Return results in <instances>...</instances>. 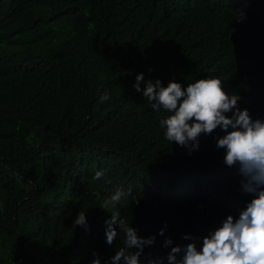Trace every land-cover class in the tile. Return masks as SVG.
I'll list each match as a JSON object with an SVG mask.
<instances>
[{
  "label": "trees",
  "instance_id": "trees-1",
  "mask_svg": "<svg viewBox=\"0 0 264 264\" xmlns=\"http://www.w3.org/2000/svg\"><path fill=\"white\" fill-rule=\"evenodd\" d=\"M212 77L264 120V0H0V264H110L125 246L119 228L106 243L111 212L155 237L141 264L238 218L252 197L216 147L225 133L189 152L142 95ZM115 186L139 202L100 207Z\"/></svg>",
  "mask_w": 264,
  "mask_h": 264
},
{
  "label": "clouds",
  "instance_id": "clouds-1",
  "mask_svg": "<svg viewBox=\"0 0 264 264\" xmlns=\"http://www.w3.org/2000/svg\"><path fill=\"white\" fill-rule=\"evenodd\" d=\"M244 18L241 12L239 19ZM135 80L133 87L140 92L143 74H137ZM142 95L153 101V109L169 113L159 121L165 129V138L188 148L189 152L199 148L201 135H210L217 128L222 130L225 134L215 138L216 147L224 149L225 165L238 169L243 178L242 191L252 197L238 218L228 215L221 226L204 236L199 249L195 237L186 235L183 239L193 242L175 246L171 239H165L163 246H171L166 258L148 257L147 264H164L165 259L167 264H264V120L253 119L248 109H241L238 104L241 97L235 92H225L224 82L217 77L198 79L186 87L175 81L162 86L159 80H148ZM109 99L107 92L99 98L101 103ZM103 176V171H96L93 180L99 181ZM128 198L139 202L131 196V188L115 186L100 207L108 211ZM104 223L107 244L111 245L117 237V228L125 236V246L110 258V264H141L145 247L152 246L155 237L138 236L129 222L120 218L119 212H111V218ZM73 224L90 230L85 211L78 212ZM159 235H163V229ZM92 264H100L99 258Z\"/></svg>",
  "mask_w": 264,
  "mask_h": 264
},
{
  "label": "rangeland",
  "instance_id": "rangeland-1",
  "mask_svg": "<svg viewBox=\"0 0 264 264\" xmlns=\"http://www.w3.org/2000/svg\"><path fill=\"white\" fill-rule=\"evenodd\" d=\"M111 209H112V207L109 208V210H111Z\"/></svg>",
  "mask_w": 264,
  "mask_h": 264
}]
</instances>
